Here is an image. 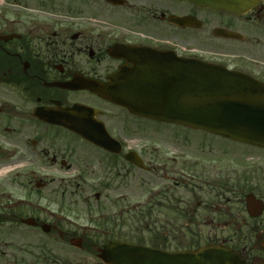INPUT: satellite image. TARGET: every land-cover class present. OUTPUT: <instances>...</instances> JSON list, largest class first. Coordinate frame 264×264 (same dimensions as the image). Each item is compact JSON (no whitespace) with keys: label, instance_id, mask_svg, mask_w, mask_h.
I'll list each match as a JSON object with an SVG mask.
<instances>
[{"label":"flooded vegetation","instance_id":"1","mask_svg":"<svg viewBox=\"0 0 264 264\" xmlns=\"http://www.w3.org/2000/svg\"><path fill=\"white\" fill-rule=\"evenodd\" d=\"M158 52L264 81V0L242 14L190 0H0V264H116L98 254L114 240L159 264L203 247L264 264V149L200 130L193 151L169 156V133L187 142L181 125L90 90L121 87ZM62 118L92 121L99 142Z\"/></svg>","mask_w":264,"mask_h":264},{"label":"water","instance_id":"2","mask_svg":"<svg viewBox=\"0 0 264 264\" xmlns=\"http://www.w3.org/2000/svg\"><path fill=\"white\" fill-rule=\"evenodd\" d=\"M212 8L243 13L258 0H192ZM138 75L122 78V86L112 89L91 88L130 112L203 129L208 132L264 148V82L222 65L195 58H177L166 53L151 54L138 64ZM71 129L99 141L93 135L91 121L59 119ZM129 159L142 165L139 157ZM100 256L106 253L116 264H159L153 262L152 249L126 242H110L103 246ZM213 251V256H212ZM229 254L221 248H201L171 256V264H227ZM135 258L136 262L131 260ZM168 259V258H167Z\"/></svg>","mask_w":264,"mask_h":264},{"label":"rangeland","instance_id":"3","mask_svg":"<svg viewBox=\"0 0 264 264\" xmlns=\"http://www.w3.org/2000/svg\"><path fill=\"white\" fill-rule=\"evenodd\" d=\"M244 45H241V43H234L232 44L231 47H234L233 50H238L239 52H245L243 51L242 47ZM183 135H186L187 138V142L184 143L183 147L181 145H179L178 143L180 142V135L174 136L173 133H169L168 138L166 139V147H167V151L169 152V156H173V155H177L178 152H181L184 148V150H186L188 153H190L191 151H193L196 147V136L198 134H201L200 130L198 129H191V128H181ZM173 129L172 127L170 128V132H172ZM140 137V136H139ZM138 142H142L143 139L142 137L137 139ZM235 146H238L237 143H234ZM259 152L254 151L253 149H251L250 152V160H254L256 158V155ZM173 162V161H171ZM86 220L83 218H79L78 219V223L83 224ZM3 235L0 234V241L2 239ZM1 248L3 249L4 246L1 244ZM93 257V256H92Z\"/></svg>","mask_w":264,"mask_h":264}]
</instances>
